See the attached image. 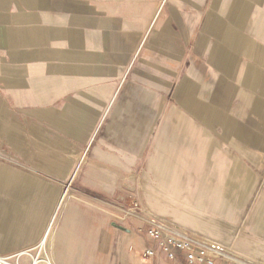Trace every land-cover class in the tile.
<instances>
[{
  "label": "rangeland",
  "instance_id": "1",
  "mask_svg": "<svg viewBox=\"0 0 264 264\" xmlns=\"http://www.w3.org/2000/svg\"><path fill=\"white\" fill-rule=\"evenodd\" d=\"M212 2L197 13L187 0H0V35L18 31L15 42H23L15 49L0 39V174L32 182L0 190L3 264H118V251L138 240L148 245L142 251L148 260L149 248L161 250L148 237L154 227L227 258L264 264V149L238 139L226 143L220 126L209 130L177 96L188 83L190 103L208 102L217 91V109L227 118L251 129L263 124L253 106L264 100V67L206 31ZM246 9L242 34L264 46V2L247 0ZM168 36L178 53L155 40ZM216 46L235 56V74L220 68ZM14 52L40 55L14 60ZM249 65L260 72L257 89L241 82ZM20 67L25 81L13 94L2 70ZM61 79V93H41V85ZM14 124L23 154L8 143ZM208 134L219 142L216 167L203 149ZM238 162L255 181L242 206L233 196L229 216L206 212L223 223L219 235L168 214L181 212L174 192L190 201L184 186L194 195L195 178L207 180L214 171L223 186ZM49 163L63 176L48 172L43 165ZM169 172L175 177L164 183ZM24 210L36 217H24Z\"/></svg>",
  "mask_w": 264,
  "mask_h": 264
},
{
  "label": "crops",
  "instance_id": "2",
  "mask_svg": "<svg viewBox=\"0 0 264 264\" xmlns=\"http://www.w3.org/2000/svg\"><path fill=\"white\" fill-rule=\"evenodd\" d=\"M179 2L180 0H176ZM185 1V0H183ZM189 5L191 6L192 10H195L197 13L203 9L205 6L206 1L208 0H187ZM253 2H261L263 3L264 0H252ZM247 0H213L211 3V8L209 9V13L207 16L209 17L208 23L206 24V31L215 35L219 40L223 41L225 46H228L230 49L236 51L237 54H242L245 56H249L253 58V60L261 67H264V46L255 44L251 40H249L246 36H244L242 27L246 23L245 22V12L247 11ZM228 15L229 19H231L232 26L228 23L225 17ZM224 16V19L221 18ZM18 32V31H17ZM15 31L11 32H3L4 42L5 45H8L15 49H21L23 46H14L15 43H23V42H15V34H18ZM262 31H258V29L254 32L255 34H260ZM19 33H22L19 31ZM6 35V36H4ZM0 35V39L3 38ZM158 43L159 41H164L167 47H170V52H173L174 49L178 50L177 44L174 45L173 37H162L155 39ZM32 41V39H31ZM228 44V45H227ZM173 45V46H171ZM175 46L177 48H175ZM202 47V43L199 45ZM174 47V48H173ZM33 48V46H31ZM168 49V48H167ZM220 47L216 46L213 49L214 56L217 60H219L220 68L223 70L225 69L230 74H235V68L237 63L235 62V56H229L221 51ZM177 51L176 53H178ZM21 52H14L12 53V58L15 59H34L37 58L40 54L39 52H32V54H28L25 57L20 55ZM88 56L94 57H101L97 56V54H88ZM234 57V58H232ZM92 58V57H91ZM93 60V58L91 59ZM95 63H99L96 62ZM84 73L85 71L82 69L80 73ZM239 72V71H238ZM26 70L25 67L16 68L14 70L4 68L2 70V80L7 83V88L13 93L17 94L18 83L21 81L24 82L23 75H25ZM243 79L241 82L244 83V86H248L252 89L259 88L261 85L260 72L258 69L249 65L247 68L244 69ZM13 76L15 79L11 78ZM82 80H97L98 78H81ZM79 79L78 82L81 80ZM36 80V79H35ZM36 82L38 83L40 80L37 79ZM52 85H41V93H49L52 92L54 94H59L62 91V84L64 83V79L61 80H52ZM81 85V81L78 83ZM13 89V90H12ZM192 89L191 84H184L182 87H179L177 91V96L181 99L182 103L185 105L193 115L201 120L205 126L211 131H217V127H221L224 130L222 138L226 143H232L233 140L238 139L242 143L249 144L254 146L257 150L262 151L264 149V139L262 138V133H264V100L261 97L257 98L255 105L253 106V111L261 117L263 124L259 126V128L251 129L240 124H237L233 120L226 117L225 113L221 110L217 109V98L219 94L217 91H213L211 93L210 100L207 101H198L197 103H190L187 102V98H185L187 91ZM225 89L223 88L222 91ZM263 95H264V88ZM1 115V114H0ZM2 118V115L0 116ZM36 133V130H35ZM37 135V134H36ZM204 146L203 149L205 154L207 155V159L211 166L216 167L218 165L217 159H214V156L218 154L219 150V142L211 135H207L204 139ZM8 143L10 147L19 154L25 153L23 150V140L18 132L17 125L14 124L11 127L9 136H8ZM238 147V146H237ZM240 149V147H238ZM242 153L246 158L251 161L258 162V159L255 154L251 152H244ZM45 169L56 175V176H63L62 173L59 172L57 166L54 164H44ZM172 172V171H171ZM171 172L164 175L163 182L169 183L171 178L173 179L175 175ZM206 180L205 178L199 176L195 178L196 180V191L193 195L192 191H189L187 186L183 188L182 192H188L189 196H191L190 201H184L182 194L174 192L173 198L179 202L178 206L181 209L180 213L176 212H169L168 214L173 218L176 216L179 220L184 223L185 225L190 224L194 227L195 230L202 231L209 236L216 237L219 235L222 229L220 226L223 224L221 221L214 217H209L206 212L208 210L213 211L214 216H229L233 212V207L236 205L233 204V196L236 199L238 196L239 199V206H242L251 192V188L255 181L254 175L252 172L246 170L244 164L242 162H238L235 168L230 169L229 173L227 172V177L225 180L224 185L218 186L217 185V174L214 171ZM204 176V175H202ZM175 180V179H174ZM31 180L29 179H20L15 178L6 174H0V190L7 189L8 187L12 186V184H20L22 187H28L31 184ZM208 183L216 185L215 188L213 186H209ZM218 186V187H217ZM174 200V201H175ZM175 201V202H176ZM232 208V209H231ZM174 211V210H172ZM24 217L29 219H34L36 216L33 215L29 210L21 211ZM222 232V231H221ZM127 241L129 238L132 237V232L127 233L126 235ZM134 243V242H133ZM142 240H138L135 244H127V247L118 251L119 258L118 264H170L165 253L161 250L155 251V255L151 257V259L146 260L143 255L142 251L145 247L148 248V245L144 244ZM178 264H188L186 259L183 255L177 256Z\"/></svg>",
  "mask_w": 264,
  "mask_h": 264
},
{
  "label": "built area",
  "instance_id": "3",
  "mask_svg": "<svg viewBox=\"0 0 264 264\" xmlns=\"http://www.w3.org/2000/svg\"><path fill=\"white\" fill-rule=\"evenodd\" d=\"M166 232L162 227H154L148 231V237L158 244L170 264H178V255H183L188 264H246L227 258L208 246L200 245L189 237ZM147 253L153 257L155 250L149 248Z\"/></svg>",
  "mask_w": 264,
  "mask_h": 264
},
{
  "label": "bare ground",
  "instance_id": "4",
  "mask_svg": "<svg viewBox=\"0 0 264 264\" xmlns=\"http://www.w3.org/2000/svg\"><path fill=\"white\" fill-rule=\"evenodd\" d=\"M239 262V261H238ZM4 262L0 259V264H3ZM241 263H243V262H241ZM257 264V263H256Z\"/></svg>",
  "mask_w": 264,
  "mask_h": 264
}]
</instances>
